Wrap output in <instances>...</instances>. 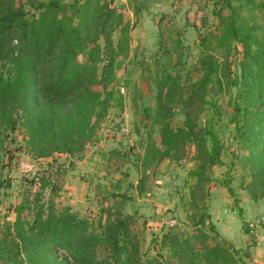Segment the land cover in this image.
I'll return each mask as SVG.
<instances>
[{
  "label": "rangeland",
  "instance_id": "obj_1",
  "mask_svg": "<svg viewBox=\"0 0 264 264\" xmlns=\"http://www.w3.org/2000/svg\"><path fill=\"white\" fill-rule=\"evenodd\" d=\"M106 1L122 16L121 24L108 32L112 51L107 56L111 59L112 54V60L105 75L112 95L106 113L94 135L73 155L54 152L32 158L21 132L8 134L0 147V228L13 221L14 207L22 200L28 207L20 216L30 218L34 200L41 203L50 198L57 211L69 208L94 230L107 213L130 215L143 260L165 261L167 245L161 237L167 230L200 229L231 240L246 253L243 264H256V235H264V185L254 189L248 166L238 162L240 151L229 122V99L238 88L240 58V45L221 33L220 17L230 9L224 7V0ZM229 2L238 7L234 23L248 26L264 46V0ZM24 9L27 15L36 13L27 4ZM97 40L102 47L103 35ZM205 55L219 65L221 89L212 77L198 96L192 94V84L202 77ZM103 64L104 60L97 64V75ZM7 66L3 59L0 72ZM167 75L171 82L165 81ZM172 83L175 101L170 103V115L166 114L170 126L182 127L189 116L197 128L211 132L220 146L218 161L200 188L188 175L194 166L192 143L179 159L156 162L153 158L142 163L147 142L158 141V125L153 121L157 90L160 87L166 93ZM94 88L100 90L98 85ZM209 138L206 135L208 148ZM45 170L56 182L55 193L48 185L41 188L34 178ZM169 220L175 221L172 227L167 226Z\"/></svg>",
  "mask_w": 264,
  "mask_h": 264
},
{
  "label": "trees",
  "instance_id": "obj_2",
  "mask_svg": "<svg viewBox=\"0 0 264 264\" xmlns=\"http://www.w3.org/2000/svg\"><path fill=\"white\" fill-rule=\"evenodd\" d=\"M224 2L230 10L220 17L222 37H230V41L240 45L238 88L229 99V122L240 151L236 157L248 166L255 189L264 185V46L248 26L234 23L238 7L229 0ZM25 4L36 13L27 15ZM121 19V14L106 0H24L23 4L0 0V63L6 59L9 65L0 72V147L9 133L19 130L32 158L54 152L73 155L82 150L105 115L112 95L105 75L112 60V54L111 59L107 56L112 51L108 32L111 27H118ZM100 35L102 47L97 40ZM79 56L85 58L80 60ZM103 60L105 64L97 75V64ZM218 66L210 56L201 59L203 74L193 82L192 94H203L212 77L221 89ZM165 81L171 82L168 75ZM96 85L100 90L94 88ZM173 88L176 86L172 83L166 93L160 87L157 90L158 109L153 121L158 125V141L147 142L142 163L153 158L156 162L179 159L185 154L186 145L192 143L194 166L188 175L200 188L218 161L220 146L211 132L197 128L189 116L182 127L170 126L166 114L170 115V103L175 101ZM206 135L210 137L209 148ZM51 175L45 170L34 178L41 188L48 185L50 192L55 193L57 186L51 182ZM222 185L231 191L226 183ZM2 186L0 178V189ZM36 202L30 218L20 216L28 207V202L22 200L14 207L13 221L1 226L0 264L244 262L242 256L246 253L235 248L231 240L200 229L184 233L167 230L161 237L167 245L165 261L143 260L130 215L107 213L102 223L98 221V230H94L69 208L57 211L50 198ZM57 251L63 254L58 255Z\"/></svg>",
  "mask_w": 264,
  "mask_h": 264
},
{
  "label": "crops",
  "instance_id": "obj_3",
  "mask_svg": "<svg viewBox=\"0 0 264 264\" xmlns=\"http://www.w3.org/2000/svg\"><path fill=\"white\" fill-rule=\"evenodd\" d=\"M256 236L258 238V243L254 247L255 256L253 259L256 264H264V235L259 233Z\"/></svg>",
  "mask_w": 264,
  "mask_h": 264
},
{
  "label": "built area",
  "instance_id": "obj_4",
  "mask_svg": "<svg viewBox=\"0 0 264 264\" xmlns=\"http://www.w3.org/2000/svg\"><path fill=\"white\" fill-rule=\"evenodd\" d=\"M174 224H175L174 220H169L168 223H167V226L168 227H172Z\"/></svg>",
  "mask_w": 264,
  "mask_h": 264
}]
</instances>
